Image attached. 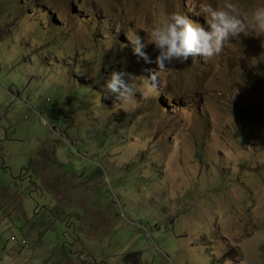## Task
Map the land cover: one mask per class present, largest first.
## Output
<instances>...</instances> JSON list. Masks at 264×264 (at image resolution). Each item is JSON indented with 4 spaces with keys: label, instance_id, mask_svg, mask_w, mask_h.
<instances>
[{
    "label": "rangeland",
    "instance_id": "374dc122",
    "mask_svg": "<svg viewBox=\"0 0 264 264\" xmlns=\"http://www.w3.org/2000/svg\"><path fill=\"white\" fill-rule=\"evenodd\" d=\"M201 2L0 0V264H264V35L162 68L128 38Z\"/></svg>",
    "mask_w": 264,
    "mask_h": 264
},
{
    "label": "clouds",
    "instance_id": "9594fccd",
    "mask_svg": "<svg viewBox=\"0 0 264 264\" xmlns=\"http://www.w3.org/2000/svg\"><path fill=\"white\" fill-rule=\"evenodd\" d=\"M194 15L200 17L173 12L155 25L146 38L142 39L139 34L128 37L133 54L146 64L152 63V57L144 50L152 44L157 53L155 63L162 68L173 60L183 61L189 56L210 58L220 53L230 38L239 37L241 40L248 35H264V3L246 11L238 0H223L217 6L214 2L202 0ZM148 79L154 86L155 73H151ZM106 88L118 93L117 98L122 101L133 98L140 90L134 76L124 70H113L106 80Z\"/></svg>",
    "mask_w": 264,
    "mask_h": 264
},
{
    "label": "trees",
    "instance_id": "16d2710c",
    "mask_svg": "<svg viewBox=\"0 0 264 264\" xmlns=\"http://www.w3.org/2000/svg\"><path fill=\"white\" fill-rule=\"evenodd\" d=\"M84 2H86V0H85ZM123 50H124V48H122L121 52H122Z\"/></svg>",
    "mask_w": 264,
    "mask_h": 264
}]
</instances>
